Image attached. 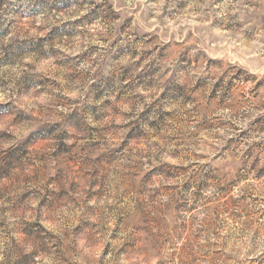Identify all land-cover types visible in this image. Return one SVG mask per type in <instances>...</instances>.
Masks as SVG:
<instances>
[{
    "label": "clouds",
    "instance_id": "9594fccd",
    "mask_svg": "<svg viewBox=\"0 0 264 264\" xmlns=\"http://www.w3.org/2000/svg\"><path fill=\"white\" fill-rule=\"evenodd\" d=\"M0 264H264V0H0Z\"/></svg>",
    "mask_w": 264,
    "mask_h": 264
}]
</instances>
